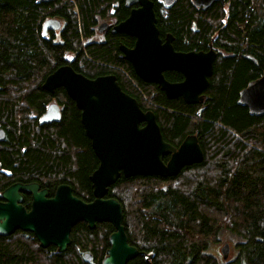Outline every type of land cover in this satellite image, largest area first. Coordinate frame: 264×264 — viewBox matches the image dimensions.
Returning a JSON list of instances; mask_svg holds the SVG:
<instances>
[{"label":"trees","instance_id":"obj_1","mask_svg":"<svg viewBox=\"0 0 264 264\" xmlns=\"http://www.w3.org/2000/svg\"><path fill=\"white\" fill-rule=\"evenodd\" d=\"M112 1L0 0V124L8 133L7 141L0 144L1 168L10 170L13 179L44 176L72 185L78 195L92 197L90 177L99 160L76 103L64 88L56 92L65 111L53 127L36 129L38 117L30 118V114L32 110L38 114L42 104L48 103L51 95L43 84L67 62L89 79L115 75L124 92L144 111L155 113L167 143L177 147L195 135L205 155L201 163L185 167L176 177L122 175L110 188L109 196L124 207L123 224L130 241L153 253L154 264H264V117L251 115L239 104L241 91L264 75V0L215 3L198 16L189 1L181 0L168 20L160 18L162 31L181 34L183 52L208 49L215 33L217 46L226 49L228 57L215 64L207 89L210 100L201 116L196 105L167 98L119 58V42L126 43V36H113L101 46L83 43L81 34L87 40L97 14L106 18L113 11ZM127 12L121 3L117 15ZM49 16L63 18L60 38L56 33L43 39L42 24ZM166 76L172 81L180 77L170 72ZM111 229L107 225L100 230L107 234ZM223 232L238 239L234 256L226 263L210 252ZM90 235L83 225L74 230V238L81 243H89ZM6 243L0 237V264L33 259L27 248L14 250ZM142 260L137 257L129 264H144ZM57 261L72 264L64 256Z\"/></svg>","mask_w":264,"mask_h":264},{"label":"water","instance_id":"obj_2","mask_svg":"<svg viewBox=\"0 0 264 264\" xmlns=\"http://www.w3.org/2000/svg\"><path fill=\"white\" fill-rule=\"evenodd\" d=\"M38 1L50 3L54 0ZM193 1L195 5L207 9L216 2L225 4L226 0ZM171 2L167 0V3ZM128 3H139L141 7L133 10L127 20L112 30L114 34L125 33L136 38L133 49L121 47V58L131 63L143 82L157 84L167 98L183 97L187 104L201 102L200 94L209 85L216 53L212 50L207 53L175 52L171 39L163 44L159 37L153 3L148 0H128ZM42 27L45 35L55 30L60 38L59 20L47 19ZM105 27L103 25L101 29ZM180 69L185 75L183 82L173 83L165 78V71ZM59 88H65L81 111L82 125L99 160L98 168L90 177L96 199L86 205L73 198L67 185L61 186L51 201L45 199L47 191L37 193L34 190L33 209L31 213H26L17 192L22 187L17 185L3 195L8 203L0 204V235L8 236L15 229H21L34 233L43 247L56 243L61 244L60 250L64 251L70 243L71 229L78 222L88 221L91 228L96 221L109 222L114 225L116 233L111 236V248L104 264H128L138 251L128 243L121 203L117 199H104L110 188L122 175L125 178L176 177L185 167L201 163L205 158L204 152L195 135L188 136L179 148L167 143L155 114L144 112L139 102L122 90L114 75L89 79L71 66H63L49 75L43 84V89L51 93ZM1 90L3 87L0 85ZM239 103L248 107L252 115H264V76L241 92ZM61 119L60 107L53 104L42 117L41 124ZM2 137L4 131L0 130V139ZM166 156L170 157L168 162H165ZM220 251L223 260L227 261L231 245L225 243Z\"/></svg>","mask_w":264,"mask_h":264},{"label":"flooded vegetation","instance_id":"obj_3","mask_svg":"<svg viewBox=\"0 0 264 264\" xmlns=\"http://www.w3.org/2000/svg\"><path fill=\"white\" fill-rule=\"evenodd\" d=\"M148 1L152 2L153 5H154L155 16H156V19H157L156 26H157V28L159 30V37H160L162 43L164 44V43L167 42L168 39H171V42H172V45L174 47L175 52L181 54V52H183V51H181V34H179V36H177L173 32L162 31L160 26H159L160 18L162 20H168L170 18V16H171V12H172L173 8L181 0H172L171 3H167V0H148ZM187 1H189L190 4L192 5V8H193L194 13L196 14V16L200 15L202 12H205V11L209 10L215 4L214 3L213 5H211L207 9H205L204 7H199V6L195 5L193 0H187ZM228 1L229 0H226L225 4H222L221 2H216V4L219 3V4H222L223 6L224 5L226 6ZM121 3H123V6L125 7V9L128 12H127L126 15L120 14V16H118L117 15V10L120 8ZM115 6L117 7V10L115 9ZM109 7L111 9L113 8V11L109 12L108 15L105 16L106 18H103L102 16H100V14H97L98 16H96V18H95V23H94V25L91 26L92 27L91 28V34L88 36L87 40L84 38L83 34H81L82 35V41H83V43H87L88 45L101 46V45H106L108 43V41H110L111 37H113V36L124 35L127 38L126 43H124L122 41L119 42V58L122 59L121 56L123 55V53L121 51V47L125 46L128 49H133L135 47V44H136V38H134L132 36H129V35L125 34V33H116V34H114L112 30H113V28L115 26H117L120 23H122L125 20H127L129 18V16L131 15V12L133 10L139 9L141 7V5L139 3H135L133 5H129L128 0H122V1H116L115 0V1L111 2ZM75 13L79 15L78 8L75 9ZM50 18L59 20L60 29L58 30V32H60V30L62 31L63 26H64L63 18L62 17H58V16H56V17L55 16H49L47 19H50ZM103 25L106 26V27L104 29H101L103 27ZM42 26H43V24H42ZM196 26H197V23L193 22V27H196ZM42 29H43V27H42ZM52 35H55V37H56V31L55 30H50L49 33L46 34V35L44 33H42V37L45 40L51 39ZM217 37H218V33H215L214 36H212L210 38V41L208 43V49H206V50L188 51V52H205V53H207L210 50H212L213 52H215L216 53V58H215L214 65H213V73L215 71V64H216L217 60L219 58L228 57L226 49H223L220 46H217L218 45L217 41H216ZM177 43H179V47L176 46ZM84 45H86V44H84ZM88 45H86V46H88ZM184 53H187V51H184ZM70 58L71 57L66 56V59L69 60ZM122 60H124V59H122ZM125 61H127V60H125ZM127 62L129 64H131L129 61H127ZM63 66H71L72 67V65L69 64L68 62H67L66 65H63ZM63 66H61V67H63ZM114 67L115 66H112V68H114ZM114 69H116L117 71L120 72L119 67L114 68ZM122 70H124V69H121V71ZM168 72H170V73H178L179 76H180L179 80H177V81L169 80L167 78V76H166V74ZM123 73L125 74V73H128V72L125 71ZM213 73H212V76H213ZM164 76H165V78L168 81L173 82V83H175V82L176 83H181L185 79V75L183 73H181V69H180V71L179 70L178 71H176V70H167V71L164 72ZM212 76L209 78V85L211 83L210 80H211ZM149 84H155V83H149ZM155 85H157V84H155ZM209 85H208V87H209ZM208 87H207V89H208ZM60 89H62V88H59V89L55 90L54 93H51V92L47 91L51 96H50L49 100L47 101L48 102L47 104H45L46 102L42 104V109L40 110V112L38 114H35L34 110H32V114H30V118L38 117V123H37V128L36 129H38L40 126H52L53 127L56 124H58L59 122H61V120L63 119L65 106L60 105L58 103V101H57L58 96L56 95L57 94L56 92L58 90H60ZM159 89H160V87H159ZM207 89L204 90L200 94V96L202 97V101L201 102L194 103V104H189V105H196L197 106V108H198L197 109V115L198 116H201L202 112L207 107L208 101L210 100V97L207 94ZM178 99H181L183 102H185L183 97H179ZM239 101H240V98H239ZM53 104H56V105H58L60 107V110H61V113H62V119L59 122H52V123H49V124H41L42 117L46 114V112L49 110V107L51 105H53ZM22 106H25V104H22ZM242 106H244V105H242ZM246 108L248 109V107H246ZM144 112H152V111H144ZM249 113H250V110H249ZM23 114H24V109L22 108L18 112V117H20V118L24 117ZM255 116H257V115H255ZM258 117H264V115H260ZM142 126H144V123H142ZM0 130L4 131V137H2V139H0V144H2L3 141H7L8 133H7V128L5 127L4 124L3 125L0 124ZM198 143L200 145L199 138H198ZM181 144L182 143H180L176 148H179L181 146ZM17 185L22 187V189L18 190L17 192L20 195V197L22 198L21 206L24 208L26 213H31V211L33 209V204H34L33 191L34 190H36L35 192H37V193H41V192L47 191V195H44L45 199L47 201H51V200H53L56 197V193H57L58 189L61 186L67 185L72 190L73 198H76V199L82 201L86 205L92 204L95 201V199H96L93 194H92V197L78 195L77 192H75L73 190L72 185H70L68 183H60V182L57 183L56 180H52V179H49V178L44 177V176H42V177H40V179H36V180H31V179H27V180L26 179H24V180L13 179L12 178V172L10 170H7V169H2L1 165H0V204L8 203V200L3 198V195L6 192H11L10 190H13V188H15V186H17ZM92 190H93V187H92ZM92 193H93V191H92ZM104 199L106 200V199H116V198L110 197L109 194H108V196H106ZM119 203H121V202L119 201ZM122 207H123V205H122ZM123 211H124V207H123ZM123 223H124V219H123ZM78 225H83V231H85V233H87V232L91 233V235H90L91 237H90L89 243H85V242L81 243V242L77 241L74 238V230L76 229V227ZM107 225H110L112 227V229L110 231H108L107 234L102 233L100 229L103 226H107ZM123 226L125 227L124 224H123ZM93 232H97V233L94 234ZM115 233H116V229H115L114 225L109 223V222H97L96 221L94 223V228H91L90 227V222H88V221H80V222H78L77 224H75L72 227L71 232H70V236H69L70 237V243H68L66 245V249L64 251L60 250L62 245L61 244L59 245V244H56V243L49 244V245H47V247H43L42 243L39 241L38 237L34 233L23 231L21 229H15L11 235H8V236H1L0 235V237H3V239H5L6 242H7L6 245L8 247H11L14 250H18V249L21 250V249H24V248L25 249L27 248L28 250H30V252L32 253L33 259H31L30 262L28 261L27 263H24V264H60L57 261L58 256H64V258L67 259V261H69L72 264H104L105 259L108 257V251L111 248V236L113 234H115ZM125 233L127 234L128 243H129L130 247L135 248L138 251V255L134 259H136L137 257H142L143 258L142 261H143L144 264H154V255H153V253H148L146 251H143V250H141L142 248L140 246H137V244H135L134 242H131L130 238H129V235H128V232L126 230V227H125ZM134 259H132V260H134Z\"/></svg>","mask_w":264,"mask_h":264},{"label":"rangeland","instance_id":"obj_4","mask_svg":"<svg viewBox=\"0 0 264 264\" xmlns=\"http://www.w3.org/2000/svg\"><path fill=\"white\" fill-rule=\"evenodd\" d=\"M238 239H236L234 236H232L230 233L228 232H223L220 235V242L218 244L212 245L210 252L216 256H218L221 259V262L226 263L229 260H231L234 256V244L237 242ZM225 243H229L231 245V253H230V257L227 261H224L222 258V254H221V247L225 244Z\"/></svg>","mask_w":264,"mask_h":264},{"label":"built area","instance_id":"obj_5","mask_svg":"<svg viewBox=\"0 0 264 264\" xmlns=\"http://www.w3.org/2000/svg\"><path fill=\"white\" fill-rule=\"evenodd\" d=\"M123 72H125L124 70H122ZM126 75H128L127 73H125ZM128 78H129V76H128Z\"/></svg>","mask_w":264,"mask_h":264},{"label":"bare ground","instance_id":"obj_6","mask_svg":"<svg viewBox=\"0 0 264 264\" xmlns=\"http://www.w3.org/2000/svg\"><path fill=\"white\" fill-rule=\"evenodd\" d=\"M103 19V18H102Z\"/></svg>","mask_w":264,"mask_h":264}]
</instances>
